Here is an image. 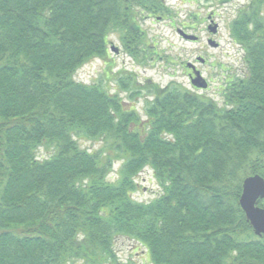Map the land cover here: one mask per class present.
Returning a JSON list of instances; mask_svg holds the SVG:
<instances>
[{
	"label": "trees",
	"instance_id": "1",
	"mask_svg": "<svg viewBox=\"0 0 264 264\" xmlns=\"http://www.w3.org/2000/svg\"><path fill=\"white\" fill-rule=\"evenodd\" d=\"M171 15L165 0H0V264H123L120 236L150 264H264V234L239 203L245 178H264V0L230 23L247 73L219 99L126 70L113 92L112 76L76 79L113 34L148 65L142 20ZM121 91L147 93L145 117ZM147 169L160 190L139 201Z\"/></svg>",
	"mask_w": 264,
	"mask_h": 264
},
{
	"label": "rangeland",
	"instance_id": "2",
	"mask_svg": "<svg viewBox=\"0 0 264 264\" xmlns=\"http://www.w3.org/2000/svg\"><path fill=\"white\" fill-rule=\"evenodd\" d=\"M248 0H231L220 4L219 0H165L172 10L171 16L145 17L142 20V27L147 33L148 42L151 45L152 58L148 65L137 64L136 61L123 51V46L117 35L110 36L109 48H120V54L110 49L109 56L105 59H94L79 69L76 79L85 83H92L101 80L104 76L111 77L106 81L113 92L117 83L114 80L119 72L126 70L137 74L142 85L144 83L158 84L165 87L172 81L180 82L185 87L219 99L221 88L227 80L233 77L245 76L247 73L244 62V51L235 43L230 36L229 26L236 17L238 9L247 3ZM212 16L219 28L216 34L208 30V17ZM183 28L191 34L200 36L198 42H192L182 38L177 29ZM212 38L219 43L213 47L208 43ZM198 56L203 57L206 63L198 62L199 69L203 75L210 80L208 91L197 90L192 86L186 75V62H194ZM107 84V85H108ZM147 93L137 100L129 99L126 91H121L128 108L135 104L138 111L145 117L143 109ZM152 97V96H151ZM79 143L84 148L97 149L99 142L80 139ZM39 156H47L48 152L40 148ZM121 162L114 165V171L110 179L113 180L116 170ZM139 189L134 193V198L139 201H150L160 190L157 182L152 176V170L147 169L137 178ZM118 263L133 262L134 264H150V257L147 249L125 236L116 240ZM68 264H82L75 261Z\"/></svg>",
	"mask_w": 264,
	"mask_h": 264
},
{
	"label": "water",
	"instance_id": "3",
	"mask_svg": "<svg viewBox=\"0 0 264 264\" xmlns=\"http://www.w3.org/2000/svg\"><path fill=\"white\" fill-rule=\"evenodd\" d=\"M218 27V23H214V21H212L211 25L209 26V31L213 34H216ZM178 33L184 39L191 41H196L199 38L197 35L187 33L181 28L178 29ZM209 44L214 47L219 45V43L213 39H210ZM112 50H116L115 47H112ZM189 66L195 69V66L192 63H189ZM200 79H202V75L199 71H196L194 84L198 87H206L204 84L198 82ZM259 199H264V178L259 174L248 176L243 182V191L239 203L245 212L247 219L253 226L255 233L257 235H263L264 207L258 206Z\"/></svg>",
	"mask_w": 264,
	"mask_h": 264
},
{
	"label": "flooded vegetation",
	"instance_id": "4",
	"mask_svg": "<svg viewBox=\"0 0 264 264\" xmlns=\"http://www.w3.org/2000/svg\"><path fill=\"white\" fill-rule=\"evenodd\" d=\"M208 21H209V23H208V30H209V26L211 25V22L214 21L213 17L212 16L208 17ZM184 30L186 31V29H184ZM199 39H200V36H199ZM199 39L197 41H195V42H198ZM210 39L211 38L208 39V42H210ZM115 49L116 50H114V51H116L117 54H120V52H121L120 49H118V48H115ZM198 62L206 63V60L203 57L198 56L196 58V61L192 62V64L195 66V69L193 67L189 66L190 62H186V65H185L186 71H187L186 75L188 76V78H189L192 86L194 87V89L208 91L209 88H210V80H208L203 75V72L199 69V66L197 64ZM196 71H199L201 73V75H202V79H200L198 82L204 84L206 87L202 88V87H198L197 85L194 84V80L196 78Z\"/></svg>",
	"mask_w": 264,
	"mask_h": 264
}]
</instances>
